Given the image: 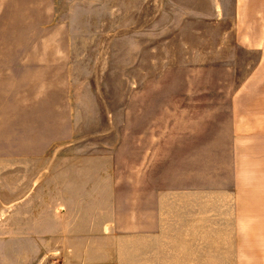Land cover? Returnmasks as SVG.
<instances>
[{"label":"rangeland","instance_id":"374dc122","mask_svg":"<svg viewBox=\"0 0 264 264\" xmlns=\"http://www.w3.org/2000/svg\"><path fill=\"white\" fill-rule=\"evenodd\" d=\"M233 11L234 0H0V264H62V206L84 170L110 174L118 200L139 182L130 170L203 189L255 60L235 45Z\"/></svg>","mask_w":264,"mask_h":264},{"label":"crops","instance_id":"0c3cea01","mask_svg":"<svg viewBox=\"0 0 264 264\" xmlns=\"http://www.w3.org/2000/svg\"><path fill=\"white\" fill-rule=\"evenodd\" d=\"M233 13L235 45L255 60L205 159L206 185H149L148 170H130L139 182L118 200L110 174L84 170L62 206V264H264V0H234Z\"/></svg>","mask_w":264,"mask_h":264}]
</instances>
